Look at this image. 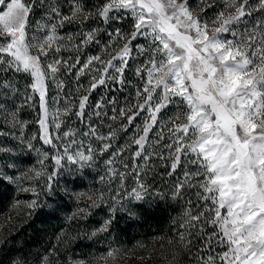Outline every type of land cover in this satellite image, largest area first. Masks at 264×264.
Masks as SVG:
<instances>
[{"label": "trees", "instance_id": "obj_1", "mask_svg": "<svg viewBox=\"0 0 264 264\" xmlns=\"http://www.w3.org/2000/svg\"><path fill=\"white\" fill-rule=\"evenodd\" d=\"M49 2L44 0V5ZM56 2L64 14H69L72 0ZM80 2L85 11L95 12L105 0ZM258 2L249 0V6L254 8ZM31 3L32 0H28V4ZM186 4L209 29L218 26L213 25V21L223 10V0H186ZM45 10L40 0H36L29 16L30 37L42 35L36 29ZM110 15L117 18L107 23L99 17L82 23H65L57 30L62 37L61 50L41 57L45 67L53 59L67 60L69 65L76 64L77 58L80 60L71 70L61 65L55 78L46 80L47 98L55 110L52 144L41 139L39 121L43 110L39 92L30 87L32 77L14 68L0 70V264H204L209 256L217 261L225 250L218 226L209 222L214 214L207 209L214 205L210 199H203L206 193L198 186L203 176L185 182V171H201L192 163L196 154L181 153L178 168L173 172L170 167L169 153L174 149L167 145L175 136L169 131L173 127L169 121L184 122L183 113L187 109L181 98L173 97L161 110L144 151L140 157L135 156L139 149L133 138L142 134L150 117L148 111L143 110L129 124L127 116L138 111L134 107L137 90L142 91L147 74L142 72L137 76L136 69L150 59L152 37L138 35L132 40L123 84L106 78L104 85L90 90L93 78H100L96 69L103 71L96 61L80 74L88 57L99 56L107 61L128 42L118 37L116 30L119 29L123 37H130L134 19L130 14L121 17L113 12ZM261 18L264 12H254L245 19L250 27ZM234 27L243 30L242 25ZM92 30H96L93 41L81 45L83 34ZM221 38L233 39L231 33H224ZM76 45L81 47L77 49ZM113 63L121 67L120 61ZM113 72L114 69H109L106 76ZM84 96L88 97L84 115L77 116L79 100ZM98 103L103 105L99 109ZM69 105L71 110L65 114L64 109ZM122 108L126 110L123 116ZM113 116L116 119H112ZM57 123L59 129L55 127ZM90 126L96 129V135H85ZM66 132L73 135L65 137ZM110 132L115 133L114 139H97V136L108 137ZM73 140L76 143L73 144ZM105 143L111 147L101 152ZM67 145L72 154L77 151L87 154L91 145L92 160L72 163L65 157L58 166L53 157L64 155ZM109 160H112L110 165L106 163ZM109 168L113 172H109ZM38 172L41 175L37 176ZM53 173H56L51 181L54 195H50L48 177ZM137 180L146 188L140 200L130 195L134 188L138 189ZM181 183L184 186L177 194ZM33 201L34 207L30 206ZM194 216H200L199 221L192 220ZM105 222H109L107 229L99 231ZM214 232L217 236L208 244ZM110 251L114 253L111 257L108 256Z\"/></svg>", "mask_w": 264, "mask_h": 264}, {"label": "snow or ice", "instance_id": "obj_2", "mask_svg": "<svg viewBox=\"0 0 264 264\" xmlns=\"http://www.w3.org/2000/svg\"><path fill=\"white\" fill-rule=\"evenodd\" d=\"M35 4L36 0L31 4L24 0H0V40L5 41L0 43V66L7 65L0 70L14 68L17 72L28 73L33 79L30 87L39 92L40 107L47 117L46 80L55 78L61 65L71 70L80 63L79 58L72 65L67 60L53 59L46 67L42 66V56L61 50L59 41L62 37L58 35V28L65 23H82L93 17L107 23L109 19L117 18L110 15L113 12L121 17L130 14L135 21L131 36L123 37L120 30H116V35L128 42L107 61H102L99 56L88 57L80 74L96 61L103 71L96 69L100 78H93L90 90L104 85L106 78L123 84L132 40L138 35L152 37V55L144 66L136 69L137 76L142 72L147 74L142 91L137 90L138 99L134 107L138 111L127 116L129 124L140 111L147 110L150 117L141 130L142 134L133 138L139 149L135 156L140 157L144 151L161 110L172 102L173 97L181 98L187 109L183 113L184 122L169 121L173 124L169 131L175 136L167 145L174 149L169 153L172 159L170 167L173 172L178 168L181 153L196 154L192 163L197 164L201 171H185V182L192 177L203 176L198 186L206 193L203 199H210L214 205L207 209L214 214L209 222L218 226L220 242L228 246L227 251L219 256L223 264H264V18L255 20L250 27L245 19L252 17L254 12H264V0H259L254 8L249 6V0H223V10L213 21V25L218 26L211 29L207 23L202 24L199 18L193 17L186 0H105L95 12L85 11L80 0H72L69 14L62 12L56 0H50L46 6L44 0H40V6L46 10L41 17L42 22H37L36 30L42 35L30 37L27 29ZM237 25H242L243 30H236L234 26ZM95 31L83 34L81 45L92 42ZM224 33H231L233 39H222ZM81 45L75 47L79 49ZM116 60L120 61L121 67L114 65ZM109 69H114V72L106 76ZM87 100V96L79 100L77 116L84 115ZM102 106V103L96 105L98 109ZM70 110V105L66 106L65 114ZM120 113L123 116L126 110L122 108ZM179 119L177 116L176 120ZM39 123L43 133L41 139L52 144L45 119H40ZM55 127L59 129L60 124ZM88 134L96 135V129L90 126L89 133L85 135ZM64 135L68 137L73 133ZM114 138L113 132L108 137L97 136L99 140ZM69 147H64V156L53 157L58 166L65 157L72 163L92 160L94 149L91 145L87 154L82 151L72 154ZM110 147L108 143L103 144L101 152ZM106 163L110 165L112 160ZM109 172L113 169L109 168ZM55 175L48 177L47 191L50 195H54L51 181ZM120 175L123 178L124 174ZM137 184L139 190L134 188L130 195L140 200L143 198L141 192H146V188L139 180ZM183 186V183L177 186V194ZM30 206L34 207L35 201ZM221 210L225 212L222 214ZM191 219L199 221L200 216ZM108 223L105 222L99 231H105ZM216 236L217 233H212L207 243L210 244ZM113 255L112 251L108 253L110 257ZM204 264H215L214 258L209 256Z\"/></svg>", "mask_w": 264, "mask_h": 264}, {"label": "rangeland", "instance_id": "obj_3", "mask_svg": "<svg viewBox=\"0 0 264 264\" xmlns=\"http://www.w3.org/2000/svg\"><path fill=\"white\" fill-rule=\"evenodd\" d=\"M24 2L28 3V0H24ZM188 9L192 12V15H193L194 18H198L196 13H194L189 7H188ZM209 35L210 36L212 35L211 31H209ZM144 37H146V36H144ZM3 42H5V41L0 40V43H3ZM148 44H149V42H148ZM46 88H47V84H46ZM46 108H47V117L44 116V111H43V118L45 119V123H46V126H47L48 133H49L50 137L52 138V142H53V133L51 131V126H52V123H53L52 120L54 118L55 110H54V108H52V105L50 104L49 99L47 98V92H46ZM60 156H64V155H60ZM227 247H228L227 244H225L224 252L227 251ZM125 261L128 262V259H125ZM215 264H223V262L220 259H217V261H215Z\"/></svg>", "mask_w": 264, "mask_h": 264}]
</instances>
